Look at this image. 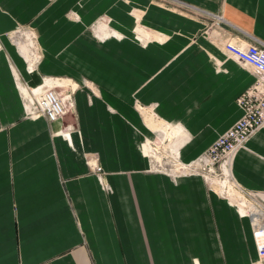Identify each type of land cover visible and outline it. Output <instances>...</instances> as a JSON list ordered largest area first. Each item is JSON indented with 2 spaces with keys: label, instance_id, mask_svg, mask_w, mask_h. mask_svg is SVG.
I'll list each match as a JSON object with an SVG mask.
<instances>
[{
  "label": "crops",
  "instance_id": "obj_1",
  "mask_svg": "<svg viewBox=\"0 0 264 264\" xmlns=\"http://www.w3.org/2000/svg\"><path fill=\"white\" fill-rule=\"evenodd\" d=\"M102 15L126 38L94 39ZM136 24L164 39L141 47ZM20 27L42 50L35 74ZM226 40L264 46V0H0V264H253L250 219L193 164L241 117L235 99L256 80ZM42 76L69 96L59 122L29 112L22 83ZM151 126L181 128L169 130L182 141L175 165L143 153ZM229 172L264 207V127Z\"/></svg>",
  "mask_w": 264,
  "mask_h": 264
},
{
  "label": "built area",
  "instance_id": "obj_2",
  "mask_svg": "<svg viewBox=\"0 0 264 264\" xmlns=\"http://www.w3.org/2000/svg\"><path fill=\"white\" fill-rule=\"evenodd\" d=\"M15 32L13 37H20L28 41L29 44L31 43L32 33L30 29L20 27ZM15 44L21 49L17 41ZM223 49L231 58L251 67L256 80L251 87L235 99L236 105L241 110V117L193 163L198 167L205 180L207 178L221 180L224 177V171L229 169L232 157L237 151L245 147L250 137L257 130L264 127V46L257 43L240 46L226 40ZM27 60L29 57H26ZM26 69L29 73L33 71L29 63ZM58 81L55 80L51 83H58ZM57 88L61 89L62 87ZM54 89L56 88L53 87V91L45 89L37 93L34 89H31L30 92L26 91L27 106L31 115L42 116L50 123L62 120L72 105L68 99L69 96H60ZM92 170L102 184L104 176L97 159L94 160ZM239 193L243 200L240 201V208L238 205L236 206L241 216L250 219L252 239L257 252V259L253 264H264V207L251 204L244 192Z\"/></svg>",
  "mask_w": 264,
  "mask_h": 264
},
{
  "label": "rangeland",
  "instance_id": "obj_3",
  "mask_svg": "<svg viewBox=\"0 0 264 264\" xmlns=\"http://www.w3.org/2000/svg\"><path fill=\"white\" fill-rule=\"evenodd\" d=\"M68 16L71 17V19L76 18L74 14H69ZM133 17L137 21V19L139 18V15H133ZM89 32L91 33L92 37L96 39L98 42H104V41H107L108 39L121 40V39L126 38L124 34H122L121 32H119L118 30L114 29L111 26V18L105 15H102L98 19H96V21L91 25ZM130 32H131V37H130L131 40L135 41L141 47H146L148 43L154 41V39L156 40L158 39L157 41H162L164 39L162 36L157 35L156 33L152 31L143 29L138 24H136L135 28L132 29ZM143 32L147 33L148 35L144 36ZM31 33H32L31 43L28 44L26 46L27 48L25 49V54L29 57V60L25 61V65L27 67L28 63L31 64L32 69H33L31 74H35L38 72V67L41 64L43 54H42L41 48L37 45V35L35 31L31 30ZM55 80H59V79H55V77H46V76L40 77V82L33 87L35 93L43 91L45 89L52 90L54 87L56 88L54 90L60 96H66L65 95L66 93L64 95H62L61 93L62 91H64V88L62 89L57 88V87L64 86L62 83L63 81L62 82L58 81V83H51V82H54ZM83 80H84L83 85H86L85 82H89V81H85L86 79H83ZM22 84H23L22 93H24V97L25 99H27L26 91L30 92L32 88H30L28 85L26 87L25 82H23ZM69 84L73 88L78 87V85L76 86V84L72 83L71 81L69 82ZM87 84L89 86H92V83H87ZM133 103L135 105V108H138L140 111L144 110L142 109L143 107L138 105L139 101L137 99H134ZM150 111H152V109L150 110L148 108L147 109L145 108L144 111H141V114L143 116L146 115V120L153 123L152 121H154V116H153V113ZM162 125L165 126L164 124ZM173 128H178L180 131V135H182V131L180 127H174V126H169V128L162 127V131H160L159 126H157L158 130H155L154 127L151 126L152 131L156 133V136L159 141L158 142L156 140L147 141L145 143V149H143V153L144 154L146 153V156L150 157L153 165L157 162H160L161 165H172V166L175 165L177 154H178V149L181 146L182 141H180L179 139L180 142H174L175 140L173 139L174 136L172 137L173 132L172 131L169 132V130H172ZM206 180L218 193H221L226 197L228 196L227 198L231 200L232 204L238 205L239 202L237 198L234 196L237 193L235 192L234 188L231 185L233 180L231 179L229 169H226L224 171V177L221 178V180H219L218 178H215V179L207 178ZM221 183H224L226 187H229L231 190L230 192L233 193V195H230L229 191H228V195H226V191L222 189Z\"/></svg>",
  "mask_w": 264,
  "mask_h": 264
},
{
  "label": "bare ground",
  "instance_id": "obj_4",
  "mask_svg": "<svg viewBox=\"0 0 264 264\" xmlns=\"http://www.w3.org/2000/svg\"><path fill=\"white\" fill-rule=\"evenodd\" d=\"M145 110V109H144ZM144 110H141V111H144ZM156 141L158 142L159 140H158V138H157V136H156ZM145 155H146V153H145ZM222 185V189H224L225 191H226V195H228V191H229V194L230 195H233V193H231L230 191V188L229 187H226L225 185H224V183H221ZM231 185H232V187L234 188V190H235V192L237 193L236 195H234L236 198H237V200H238V207L240 208V201H242L243 200V198L241 197V195H240V193L238 192V190L237 189H235V187H236V185L234 184V183H231ZM221 195V194H220ZM226 197V196H225ZM228 197V196H227ZM231 198V197H230ZM230 200V199H229ZM230 202H231V200H230Z\"/></svg>",
  "mask_w": 264,
  "mask_h": 264
}]
</instances>
